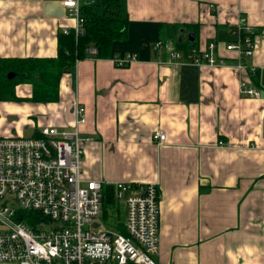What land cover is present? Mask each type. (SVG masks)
<instances>
[{"label":"crops","instance_id":"crops-1","mask_svg":"<svg viewBox=\"0 0 264 264\" xmlns=\"http://www.w3.org/2000/svg\"><path fill=\"white\" fill-rule=\"evenodd\" d=\"M120 3L128 34L112 54L79 59L57 101L29 100L32 84H17L20 99H0V136L72 127L81 103L84 176L158 183V262L264 264V0ZM242 17L260 40L243 70L225 48ZM75 24L61 0H0V57L55 56L58 32ZM159 39L184 52L216 41L228 64L177 63ZM127 51L138 59L117 66L112 55ZM244 77L260 96L242 92Z\"/></svg>","mask_w":264,"mask_h":264},{"label":"built area","instance_id":"built-area-1","mask_svg":"<svg viewBox=\"0 0 264 264\" xmlns=\"http://www.w3.org/2000/svg\"><path fill=\"white\" fill-rule=\"evenodd\" d=\"M61 3L76 20L63 30L83 32V1ZM232 31L236 38L225 42V48L237 52L234 65L243 70L260 40L244 17ZM154 45L165 46L180 64H228L215 55L216 41L186 52L161 39ZM97 53L95 46L88 47V57L97 58ZM137 59L132 51L112 55L117 66ZM241 88L245 95L260 96L245 77ZM85 120L86 107L78 103L72 127L44 125L38 135L0 136V264H164L156 258L160 252L158 183L86 178L80 129ZM154 138L164 143L165 130L158 128ZM105 183L114 184L116 197L124 203L123 231L100 221Z\"/></svg>","mask_w":264,"mask_h":264},{"label":"trees","instance_id":"trees-1","mask_svg":"<svg viewBox=\"0 0 264 264\" xmlns=\"http://www.w3.org/2000/svg\"><path fill=\"white\" fill-rule=\"evenodd\" d=\"M120 0H93L84 2L83 32L76 34L73 29L58 32V47L55 56L0 57V99H20L16 85L31 83L33 91L27 99L32 101H57L60 98V80L64 72L74 71L79 59L88 54V47L95 46L97 57L112 54V44L116 39H124L128 34V18L119 15ZM194 41L184 43L188 48ZM13 71L16 75L9 77ZM102 216L110 225L124 230L125 209L123 202L115 195L113 183L103 187ZM28 215H23L27 217Z\"/></svg>","mask_w":264,"mask_h":264},{"label":"rangeland","instance_id":"rangeland-1","mask_svg":"<svg viewBox=\"0 0 264 264\" xmlns=\"http://www.w3.org/2000/svg\"><path fill=\"white\" fill-rule=\"evenodd\" d=\"M24 136H30V133L29 132H26L25 133V135ZM15 201V204H18L19 205V202L17 201V200H14ZM123 202V201H122ZM123 205H124V203H123ZM124 209H125V206H124ZM100 221H103V222H105L107 225H110V223L107 221V220H105V218L101 215L100 216ZM113 226V225H112ZM46 227H48V226H46Z\"/></svg>","mask_w":264,"mask_h":264},{"label":"water","instance_id":"water-1","mask_svg":"<svg viewBox=\"0 0 264 264\" xmlns=\"http://www.w3.org/2000/svg\"><path fill=\"white\" fill-rule=\"evenodd\" d=\"M92 0H86V2H91ZM191 38H193L192 36H191ZM14 75H16V72H13V71H11L10 73H9V77H13Z\"/></svg>","mask_w":264,"mask_h":264}]
</instances>
